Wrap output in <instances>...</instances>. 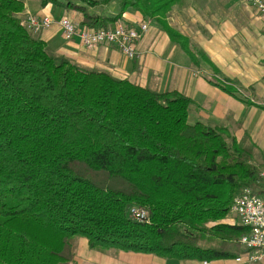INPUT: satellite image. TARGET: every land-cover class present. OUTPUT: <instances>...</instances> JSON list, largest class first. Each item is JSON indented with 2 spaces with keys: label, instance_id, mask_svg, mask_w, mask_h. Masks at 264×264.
Listing matches in <instances>:
<instances>
[{
  "label": "trees",
  "instance_id": "trees-1",
  "mask_svg": "<svg viewBox=\"0 0 264 264\" xmlns=\"http://www.w3.org/2000/svg\"><path fill=\"white\" fill-rule=\"evenodd\" d=\"M179 2L41 6L82 14L84 28L109 29L128 10L165 25ZM24 8L0 0V264H71L80 238L99 253L234 258L247 231L223 223L234 199L245 188L264 199L253 150L223 128L190 124L192 101L176 91L152 92L51 55L20 26ZM169 36L191 66L209 63L186 37ZM205 78L240 92L214 68ZM131 208L144 210L145 222L132 219Z\"/></svg>",
  "mask_w": 264,
  "mask_h": 264
},
{
  "label": "crops",
  "instance_id": "crops-1",
  "mask_svg": "<svg viewBox=\"0 0 264 264\" xmlns=\"http://www.w3.org/2000/svg\"><path fill=\"white\" fill-rule=\"evenodd\" d=\"M23 3L24 12L37 16H48L46 13L53 9L33 8ZM61 10L60 18H69L79 29L84 28L82 14ZM196 10L199 12L192 6L190 14H180L173 7L165 25L155 20L145 21L148 30L136 44L134 59L127 58L113 45L86 49L78 38L65 40L56 23L33 36L46 44L51 55L63 56L83 70L106 72L152 92L176 91L184 95L192 101L190 124L199 122L223 128L227 138L241 147L251 148L254 158L258 152L260 158H253L254 164L264 166V21L244 0H209L202 10ZM141 22L144 21L139 13L128 10L117 24L133 29ZM169 30L186 37L190 46L201 51L209 63L199 61L198 66H191L186 51L171 41ZM211 68L237 84L240 91L237 96L208 82L205 75L210 74ZM223 223L240 226L233 215ZM235 251V257L229 259L176 261L114 250L99 253L90 250L87 240L80 238L71 264H264V257L256 263L237 261L244 251L241 246Z\"/></svg>",
  "mask_w": 264,
  "mask_h": 264
},
{
  "label": "built area",
  "instance_id": "built-area-1",
  "mask_svg": "<svg viewBox=\"0 0 264 264\" xmlns=\"http://www.w3.org/2000/svg\"><path fill=\"white\" fill-rule=\"evenodd\" d=\"M255 13L264 21V0H244ZM20 26L31 34L50 28L56 23L62 37L65 40L78 38L86 49H92L98 45H113L129 59L137 55L136 44L146 34L148 23L141 22L138 28H128L117 24L109 29H93L79 27L69 18H60L57 22L49 16H37L24 12L20 18ZM259 176L264 181V166L259 170ZM130 216L138 222H145L146 212L140 208H131ZM230 215L237 218L241 227L247 231L239 240L238 245L243 249L242 259L248 263H256L264 257V199L256 195L251 189L245 188L234 199L230 208Z\"/></svg>",
  "mask_w": 264,
  "mask_h": 264
},
{
  "label": "rangeland",
  "instance_id": "rangeland-1",
  "mask_svg": "<svg viewBox=\"0 0 264 264\" xmlns=\"http://www.w3.org/2000/svg\"><path fill=\"white\" fill-rule=\"evenodd\" d=\"M21 1L26 2L27 6H30L33 8L41 6V0H21ZM62 1H66V0H62ZM74 1H78V0H74ZM208 2H209V0H183V1L179 2L178 5L176 4L174 7L176 10L180 11V14H190L191 13L190 9H192V6H193L195 11L198 13L199 11H197L196 9L202 10L203 7L208 5ZM47 6L49 7L51 5H47ZM51 8H53L52 11H48L46 13V14H48V16L51 19L52 18L53 19H59L61 17V15H63V11L61 10L63 8H58L55 6H51ZM259 158H260V154L258 152H256L254 159L259 160Z\"/></svg>",
  "mask_w": 264,
  "mask_h": 264
}]
</instances>
